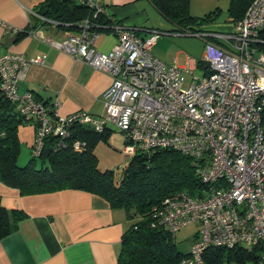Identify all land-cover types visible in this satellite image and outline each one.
I'll return each instance as SVG.
<instances>
[{
    "label": "built area",
    "instance_id": "obj_1",
    "mask_svg": "<svg viewBox=\"0 0 264 264\" xmlns=\"http://www.w3.org/2000/svg\"><path fill=\"white\" fill-rule=\"evenodd\" d=\"M73 1L90 10L77 32L59 40L36 28L27 33L111 76L103 93L104 113L79 110L62 116L58 99L47 108L32 93L19 92L29 66L43 58L0 52L1 93L35 124L31 156H41L47 137L56 139L55 149L70 145L81 150L85 141L70 139L75 128L103 132L108 125L123 134L122 152L128 158L177 150L194 161L203 187L200 193L179 191L164 197L151 210L150 226L175 234L197 223L196 238L179 264H205L203 255L210 247H258L255 264H264V51L256 46L264 43L259 36L264 31V0H251L229 32H184L204 39L207 72L202 77L152 55L157 29L124 24L100 0ZM0 23L6 32L20 31ZM103 31L116 37L107 52L95 46Z\"/></svg>",
    "mask_w": 264,
    "mask_h": 264
},
{
    "label": "crops",
    "instance_id": "obj_2",
    "mask_svg": "<svg viewBox=\"0 0 264 264\" xmlns=\"http://www.w3.org/2000/svg\"><path fill=\"white\" fill-rule=\"evenodd\" d=\"M44 1L0 0V21L19 30L36 28L42 34L57 40L77 32L43 22L37 14L40 15L39 11L48 10L41 6ZM100 1L109 15L124 24L154 28L147 26L148 10L153 6L149 0ZM229 2L230 0L226 13H222L218 11L220 1L189 0V11L194 17L213 11L219 13L215 14L217 16L211 14L210 22L194 25L193 29L229 32L234 21V17L228 12ZM167 41L168 39L159 37L152 46V55L167 65L179 66L181 63L180 67H188L193 75L197 69L202 70L199 77L206 74L204 52L200 59L194 56L189 61H184L180 55H171ZM115 43V35L103 31L95 46L99 51L107 52ZM0 52L21 53L26 57L40 55L43 58L41 64L29 66L18 84L19 92L32 93L47 108L58 99L59 113L62 116L79 110L93 115L104 113L103 93L112 82L107 73L75 60L68 54L30 37L28 33L6 32L1 23ZM200 60L203 61L201 64ZM111 126L113 125H108L104 132L105 139ZM34 134L33 122L25 123L18 129L20 142L25 143L29 149ZM0 204L8 210L19 209L25 213L16 229L0 239V264H117L121 236L133 222L124 209L111 208L104 198L82 190L65 189L21 195L18 190L0 182ZM196 235L197 233L191 244Z\"/></svg>",
    "mask_w": 264,
    "mask_h": 264
},
{
    "label": "trees",
    "instance_id": "obj_3",
    "mask_svg": "<svg viewBox=\"0 0 264 264\" xmlns=\"http://www.w3.org/2000/svg\"><path fill=\"white\" fill-rule=\"evenodd\" d=\"M149 1L175 26L178 33L192 30L194 25L210 22L212 15L216 14L213 11L203 18L192 16L189 0ZM250 1L230 0L228 12L234 21L242 18ZM41 6L48 10L37 12L45 18L56 20L60 23L58 26L65 30H79L81 21L90 15L87 6L73 0H45ZM27 31L25 28L17 33L26 34ZM259 36L264 39V31H260ZM256 46L264 51V43ZM202 62L200 60L199 64ZM28 122L19 113L16 104L8 100L0 90L2 184L18 190L21 195L65 189L82 190L104 198L111 208L124 209L133 222L121 236L117 264H179L181 258L187 255L188 252L177 249L175 234L150 226V213L154 206L170 194L179 191L200 193L203 184L195 175V164L191 157L169 148L151 151L147 158L138 153L129 158L123 166L121 181L116 182L113 171L102 169L94 153L95 142L99 137H105V131L96 132L78 127L73 130L70 139L85 141L81 150H75L70 145L55 149L56 139L47 137L41 156H31L25 165L19 166L18 129ZM24 217L22 210H8L0 204V239L14 231ZM259 254L258 247H236L231 250L210 247L204 252L203 258L205 264H224L231 260L255 264Z\"/></svg>",
    "mask_w": 264,
    "mask_h": 264
},
{
    "label": "rangeland",
    "instance_id": "obj_4",
    "mask_svg": "<svg viewBox=\"0 0 264 264\" xmlns=\"http://www.w3.org/2000/svg\"><path fill=\"white\" fill-rule=\"evenodd\" d=\"M217 1H220V10L218 11L226 13V8L229 0ZM151 7L152 8H149L148 10L149 20L147 26H153L155 29H157L160 32V38L168 39L167 43L170 46L171 55H180V58L184 61H189V59L194 56H196V59H200L202 53L204 52L203 39L194 34L175 32V26L166 17L160 14L158 10L153 8V6ZM218 11H214L213 14L217 13ZM203 17H205V15L202 14L201 18ZM189 31L194 32L196 31V29H189ZM167 32H169L170 34H168ZM169 38L178 39L173 40ZM178 65L180 66L181 63H179ZM184 67L186 68V66H183V68ZM201 75L202 70L197 69L194 72L193 76L199 77ZM123 145V134L113 126L110 127V132L108 133L107 139L99 137L94 145V152L97 157L99 166L102 169H109L113 171L114 179L116 182L121 181L123 177V166H125L129 161V158L122 152ZM30 157V149L25 143L20 142V151L17 159V164L19 166L25 165ZM197 230V223L191 222L175 233L174 242L176 243V247L179 251H189L191 246V240L194 238L195 234L197 233ZM224 264H251V262L246 261L245 263H237L236 261L231 260L230 262L225 261Z\"/></svg>",
    "mask_w": 264,
    "mask_h": 264
},
{
    "label": "water",
    "instance_id": "obj_5",
    "mask_svg": "<svg viewBox=\"0 0 264 264\" xmlns=\"http://www.w3.org/2000/svg\"><path fill=\"white\" fill-rule=\"evenodd\" d=\"M147 156H148V155L145 153V154H144V158H147Z\"/></svg>",
    "mask_w": 264,
    "mask_h": 264
}]
</instances>
